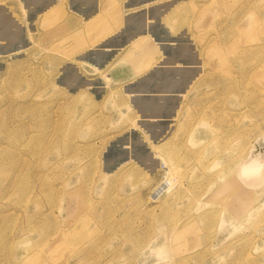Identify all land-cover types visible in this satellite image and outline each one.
Instances as JSON below:
<instances>
[{"label":"rangeland","instance_id":"rangeland-1","mask_svg":"<svg viewBox=\"0 0 264 264\" xmlns=\"http://www.w3.org/2000/svg\"><path fill=\"white\" fill-rule=\"evenodd\" d=\"M184 4L125 102L76 58L73 0H0V264H264V0ZM175 90L171 128L129 127Z\"/></svg>","mask_w":264,"mask_h":264},{"label":"crops","instance_id":"crops-1","mask_svg":"<svg viewBox=\"0 0 264 264\" xmlns=\"http://www.w3.org/2000/svg\"><path fill=\"white\" fill-rule=\"evenodd\" d=\"M187 2L189 0H73V33L79 34L76 35L79 38L77 46L80 50L77 51L76 58L86 65L105 64L108 71L106 73L107 78L112 82L113 88L115 87V89H111V92H117V95L121 96V100L124 98L123 101L129 102L125 91L126 89L130 90L128 87L133 84L131 81L135 79V76L124 77L122 75L125 72V66H133L135 60L143 56L140 48L137 47V42L141 40L140 32H146L150 29L157 37L174 31L187 32L188 29L174 30L167 24V18L171 16L170 14L173 13L172 15L175 16V14L180 13L181 7ZM99 19H103V23L94 27L93 22L99 21ZM151 45L154 49L153 55H156L151 59L154 60L153 65H156L160 61L159 51L154 42ZM171 46L168 45L166 51L171 49ZM126 57H131L133 60H125ZM188 62L182 64H189ZM169 64H174V61L171 60ZM124 80L129 83L126 85L124 92H121L120 83ZM87 82L88 85L91 83L90 81ZM127 92L143 97L152 93V91ZM145 92L149 95H144ZM174 93H178L177 96ZM171 94V109L164 115L149 116L143 114L145 117H142V120L131 105V110H126L123 107L121 110H125L121 113L129 115L134 123L129 126L131 128H134V125L138 127V124H142V126L147 124V127L154 128L153 125L160 123L162 129L166 130L171 127L169 125L165 126L163 120L173 122L172 113L175 110L172 108L176 101L184 99V97L180 98L179 92L176 90L172 91Z\"/></svg>","mask_w":264,"mask_h":264},{"label":"bare ground","instance_id":"bare-ground-1","mask_svg":"<svg viewBox=\"0 0 264 264\" xmlns=\"http://www.w3.org/2000/svg\"><path fill=\"white\" fill-rule=\"evenodd\" d=\"M175 71V70H174ZM190 72H191V74L189 75L190 77L188 78V80L184 83V86H186V85H188L189 83H190V80H193V78H194V76L196 75V74H194V70H190ZM175 73H177L176 71H175ZM193 77V78H192ZM189 81V82H188ZM173 82V80L170 82V83H172ZM169 83V84H170ZM183 91L185 90V88H183L182 89ZM183 91H181V92H183ZM246 166V167H245ZM244 168H245V170H244V172H243V174L245 175V174H247V175H251L252 173H254V172H256L257 171V169H259L260 168V166H259V163H256V162H254V161H252V162H250V163H246V165H244ZM243 168V169H244ZM242 174V176H244Z\"/></svg>","mask_w":264,"mask_h":264}]
</instances>
